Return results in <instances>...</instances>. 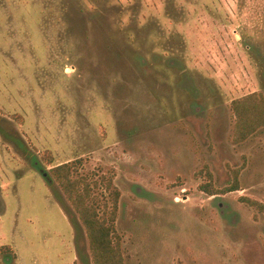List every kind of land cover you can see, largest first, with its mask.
Listing matches in <instances>:
<instances>
[{
  "label": "rangeland",
  "instance_id": "obj_1",
  "mask_svg": "<svg viewBox=\"0 0 264 264\" xmlns=\"http://www.w3.org/2000/svg\"><path fill=\"white\" fill-rule=\"evenodd\" d=\"M251 93L264 0H0V264H93L65 163L102 218L118 191L124 264H264Z\"/></svg>",
  "mask_w": 264,
  "mask_h": 264
},
{
  "label": "trees",
  "instance_id": "obj_2",
  "mask_svg": "<svg viewBox=\"0 0 264 264\" xmlns=\"http://www.w3.org/2000/svg\"><path fill=\"white\" fill-rule=\"evenodd\" d=\"M231 109L235 116L233 131L235 143L246 140L258 128L264 126V99L262 97L251 93L234 99ZM71 168L70 163H65L54 166L50 172L79 215L86 231L93 264H124L121 239L115 230L118 191L112 192V210L107 218H102L98 213V201L91 194L90 185L83 179L72 178ZM238 187L235 182L230 188L223 190V193L237 190ZM204 190L211 195L214 194L210 188H204ZM251 203L264 207L258 202L252 201Z\"/></svg>",
  "mask_w": 264,
  "mask_h": 264
}]
</instances>
